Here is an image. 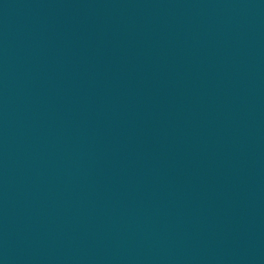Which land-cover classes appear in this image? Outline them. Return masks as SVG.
Returning <instances> with one entry per match:
<instances>
[{
	"label": "water",
	"instance_id": "obj_1",
	"mask_svg": "<svg viewBox=\"0 0 264 264\" xmlns=\"http://www.w3.org/2000/svg\"><path fill=\"white\" fill-rule=\"evenodd\" d=\"M0 264H264V0H0Z\"/></svg>",
	"mask_w": 264,
	"mask_h": 264
}]
</instances>
